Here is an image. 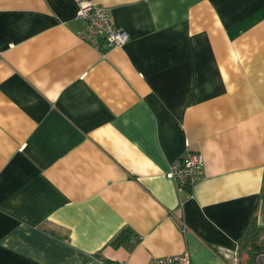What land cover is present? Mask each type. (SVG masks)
Masks as SVG:
<instances>
[{
    "label": "crops",
    "instance_id": "1",
    "mask_svg": "<svg viewBox=\"0 0 264 264\" xmlns=\"http://www.w3.org/2000/svg\"><path fill=\"white\" fill-rule=\"evenodd\" d=\"M79 1L0 0V264H232L264 227V0H91L129 36L103 51Z\"/></svg>",
    "mask_w": 264,
    "mask_h": 264
},
{
    "label": "built area",
    "instance_id": "2",
    "mask_svg": "<svg viewBox=\"0 0 264 264\" xmlns=\"http://www.w3.org/2000/svg\"><path fill=\"white\" fill-rule=\"evenodd\" d=\"M76 16L82 20L83 28L77 32V36L97 50L103 51L113 47H122L129 36L126 31L117 28L108 10L91 0L78 2ZM103 43V45L100 44ZM166 176L171 179L178 190L194 187L203 176V159L199 153H186L177 158L168 168ZM226 258H229L226 255ZM232 264H238V257L231 259ZM256 262L264 264V253H258ZM153 264H192L190 255L183 252L178 255L158 257Z\"/></svg>",
    "mask_w": 264,
    "mask_h": 264
},
{
    "label": "trees",
    "instance_id": "3",
    "mask_svg": "<svg viewBox=\"0 0 264 264\" xmlns=\"http://www.w3.org/2000/svg\"><path fill=\"white\" fill-rule=\"evenodd\" d=\"M133 233L125 229L121 231L110 244L117 248L119 246H124L128 250H133L136 246L138 239L132 235ZM264 234V227H259L252 218L245 226L239 241V246L237 250L238 264H241L242 255H246L247 261L244 264H254V258L258 253H264V246L261 244V235ZM241 256V257H240Z\"/></svg>",
    "mask_w": 264,
    "mask_h": 264
},
{
    "label": "rangeland",
    "instance_id": "4",
    "mask_svg": "<svg viewBox=\"0 0 264 264\" xmlns=\"http://www.w3.org/2000/svg\"><path fill=\"white\" fill-rule=\"evenodd\" d=\"M264 234L261 235V238H262V241H261V244L264 246V238H263ZM246 256V255H245ZM241 257V256H240ZM239 259V258H238ZM246 260H247V257H246ZM240 261V259H239ZM246 262H244L243 258L241 259V264H244ZM254 264H262L260 262H256L255 258H254Z\"/></svg>",
    "mask_w": 264,
    "mask_h": 264
}]
</instances>
